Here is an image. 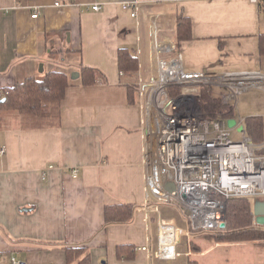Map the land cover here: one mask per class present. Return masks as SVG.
<instances>
[{"label": "crops", "instance_id": "1", "mask_svg": "<svg viewBox=\"0 0 264 264\" xmlns=\"http://www.w3.org/2000/svg\"><path fill=\"white\" fill-rule=\"evenodd\" d=\"M126 2H136V16ZM179 16L189 18L191 38L177 39ZM154 23L187 71L218 64L264 74V0H0L1 91L53 70L71 78L81 65L106 77L94 85L71 78L58 126L22 129L13 117L0 129V255L22 264H264V240L192 232L179 204L149 192L145 88L158 72ZM120 48L136 57V71L120 69ZM130 83L138 85L134 102ZM234 117L245 127L252 117L264 124V106L244 115L237 99ZM122 203L136 206L133 218L106 223L105 208ZM163 245L173 256L161 255ZM76 247L87 250L68 258L66 248Z\"/></svg>", "mask_w": 264, "mask_h": 264}, {"label": "built area", "instance_id": "2", "mask_svg": "<svg viewBox=\"0 0 264 264\" xmlns=\"http://www.w3.org/2000/svg\"><path fill=\"white\" fill-rule=\"evenodd\" d=\"M135 7L136 2L123 4L125 10L133 9L132 16L137 15ZM92 8L99 11L102 6L94 4ZM32 17H38V12ZM151 33L158 77L152 76L145 88L149 192L162 204H179L192 228H220L230 198H264V141H253L241 117H234L237 124L229 127L227 118L204 114L201 88L209 87L236 111L242 92L264 88V74L216 67L187 71L181 56H174L175 44L159 43L155 23ZM170 87H179L180 92L170 95ZM240 125L245 131L238 130ZM71 174L77 177L78 169L73 168ZM169 182L173 189L167 187ZM149 201L146 198V211L151 207ZM161 255L173 256L172 247L163 245ZM0 264L22 262L13 254H1Z\"/></svg>", "mask_w": 264, "mask_h": 264}, {"label": "trees", "instance_id": "3", "mask_svg": "<svg viewBox=\"0 0 264 264\" xmlns=\"http://www.w3.org/2000/svg\"><path fill=\"white\" fill-rule=\"evenodd\" d=\"M192 25L188 17L179 16L177 39H188L192 36ZM260 50L264 54V34L260 36ZM120 69L136 71L137 60L128 48H120ZM99 77H105L102 70L81 65L80 83L94 85ZM106 79V77H105ZM74 84L69 75L60 70L48 71L43 77L30 76L19 81L13 87L4 88L0 100V129L8 128L13 117H18L22 129H39L58 126L61 119V104L66 94V88ZM138 85L129 84V100L134 102V92ZM179 87L168 88L170 95H177ZM202 108L204 114L212 118H231L234 116V107L225 104L213 95L209 87H202ZM246 130L253 141H264V124L260 117L248 118ZM136 206L129 203L110 205L105 208L106 223H123L130 221ZM227 226L216 228L214 235L220 240H264V226L257 224L254 219L253 201L247 197L230 198L227 201ZM196 230L191 227V231ZM67 256L84 254L86 247L66 248ZM89 254L83 261L88 260ZM69 260V259H68ZM195 264V262H192Z\"/></svg>", "mask_w": 264, "mask_h": 264}, {"label": "rangeland", "instance_id": "4", "mask_svg": "<svg viewBox=\"0 0 264 264\" xmlns=\"http://www.w3.org/2000/svg\"><path fill=\"white\" fill-rule=\"evenodd\" d=\"M153 76L155 78L158 77V72L156 67L155 69H153ZM215 90L218 91V88H215ZM216 96L218 95L216 94ZM263 106H264L263 88L252 87L249 90L242 92L238 97V110L244 115H249L254 109H257V107H263ZM202 232L205 234L207 232H213V230L206 229ZM262 250L264 251L263 248Z\"/></svg>", "mask_w": 264, "mask_h": 264}, {"label": "water", "instance_id": "5", "mask_svg": "<svg viewBox=\"0 0 264 264\" xmlns=\"http://www.w3.org/2000/svg\"><path fill=\"white\" fill-rule=\"evenodd\" d=\"M217 65L216 64L211 65V66H209V67H207V68H205L203 70H208L209 68L217 67ZM79 76H80V73L79 72H75V73H73L71 75V78L74 79L75 77H79ZM2 101L4 102L5 99H3ZM236 124H237L236 118H230V119L227 120V125L229 127H234ZM238 130L239 131H245L244 125H240L238 127ZM167 187L170 188V189H173L174 185H173V183L169 182ZM253 213H254L256 222L258 224H260V225H264V200L259 199V198L254 199ZM226 224H227V214L224 217V221L221 223V228L226 227Z\"/></svg>", "mask_w": 264, "mask_h": 264}, {"label": "bare ground", "instance_id": "6", "mask_svg": "<svg viewBox=\"0 0 264 264\" xmlns=\"http://www.w3.org/2000/svg\"><path fill=\"white\" fill-rule=\"evenodd\" d=\"M160 43V42H159Z\"/></svg>", "mask_w": 264, "mask_h": 264}]
</instances>
